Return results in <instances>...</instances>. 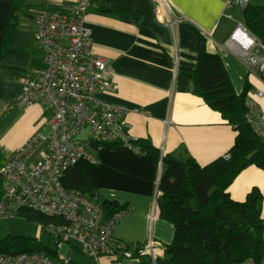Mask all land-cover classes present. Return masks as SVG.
<instances>
[{"label":"crops","instance_id":"obj_1","mask_svg":"<svg viewBox=\"0 0 264 264\" xmlns=\"http://www.w3.org/2000/svg\"><path fill=\"white\" fill-rule=\"evenodd\" d=\"M16 8L13 9V2ZM79 0H0V154L3 163L35 134L47 132V116L41 106L21 108L13 104L26 80L36 79L43 59L35 37V19L44 11L73 14ZM84 23L92 32L95 55L108 61L113 76L110 91L101 94L108 103L126 109L128 134L147 140L160 157L202 166L224 158L237 133L221 115L193 94V84L184 71L196 69L203 40L209 53L220 56L237 94L250 85L248 99L264 114V90L258 78L223 48L239 23L235 11L224 17L222 0H163L167 11L156 13L160 0H89ZM162 1V0H161ZM263 6L264 0H251ZM98 6L118 8L133 17L102 14ZM175 21L166 26L165 22ZM88 152L95 162L81 159L76 166L96 190V202L127 206L112 231L113 238L129 248L149 239L165 248L172 243L174 227L159 217V181L164 165L154 156L136 154L124 145L92 144ZM2 163V164H3ZM229 188L231 198L244 202L254 188L263 195L264 171L249 167ZM164 257V256H163ZM162 259V258H161ZM108 258L102 264H109ZM141 264H153L149 258Z\"/></svg>","mask_w":264,"mask_h":264},{"label":"built area","instance_id":"obj_2","mask_svg":"<svg viewBox=\"0 0 264 264\" xmlns=\"http://www.w3.org/2000/svg\"><path fill=\"white\" fill-rule=\"evenodd\" d=\"M222 1L224 17L251 4V0ZM89 8V0H79L71 15L44 11L36 17L34 40L42 55L43 70L36 79L26 80L12 101L21 108L41 106L48 130L30 137L0 168V219L17 217L27 209L63 220L46 227L56 241L57 254L0 255V264H82L80 257L89 259L90 264H102L105 258L109 264H141L145 258L157 264L164 256L165 247L153 239L133 250L116 241L113 228L127 212L105 219L95 199L67 190L62 184L65 172L75 168L79 160L96 161L88 152L92 144L124 145L140 155L135 145L138 140L128 134L124 121L126 109L101 97L110 91L113 70L93 51L92 32L84 23ZM167 8L160 0L157 15L162 18ZM175 23L165 22L166 26ZM223 49L245 64L248 75L256 76L264 88V46L243 23H237ZM257 96L264 98V90ZM246 107L248 123L264 140V114L250 99ZM224 159L229 160L230 155ZM65 246L66 252L61 253ZM240 264H264V254L260 262L250 259Z\"/></svg>","mask_w":264,"mask_h":264},{"label":"trees","instance_id":"obj_3","mask_svg":"<svg viewBox=\"0 0 264 264\" xmlns=\"http://www.w3.org/2000/svg\"><path fill=\"white\" fill-rule=\"evenodd\" d=\"M98 10L125 20L133 17L118 8L98 6ZM242 16L245 28L264 45V6L250 4L242 11ZM195 68L183 72L192 81L193 94L219 113L235 129L237 136L228 154L229 160L219 158L203 168L193 158L184 163L174 158H163L165 170L158 182L160 197L157 208L159 217L173 225L174 237L157 264H240L250 259L257 263L264 254L263 195L254 188L241 203L234 201L228 192L236 178L249 167L264 171V140L254 132L246 118V100L251 88L247 82L244 92L236 93L222 59L207 51L205 40L198 51ZM135 145L140 148V154L154 156L157 162L160 161V152L147 140H138ZM102 146L110 148L116 145ZM2 177L0 173V200ZM62 184L67 190L78 191L90 199L97 197L85 173L76 167L65 172ZM98 204L105 219L130 210L117 202L99 201ZM17 217L44 228L63 223L61 219L27 209L19 212ZM23 253L54 257L57 251L36 239H0V255Z\"/></svg>","mask_w":264,"mask_h":264},{"label":"rangeland","instance_id":"obj_4","mask_svg":"<svg viewBox=\"0 0 264 264\" xmlns=\"http://www.w3.org/2000/svg\"><path fill=\"white\" fill-rule=\"evenodd\" d=\"M231 11H234V10H231ZM231 11H229L226 14L227 17H225V18H227V19L229 18L228 14L232 13ZM233 13H234V16L237 18V21H239V23H242L243 22L242 12L241 11H235ZM236 27H237V24H236ZM236 27H235V29H236ZM235 29L233 30V32L235 31ZM233 32H232V34H233ZM229 38H231V35L229 36ZM262 54L264 55V52H262ZM246 70L248 72L247 68H246ZM248 74H249V72H248ZM251 76L256 77L254 75H251ZM247 99H248V97H247ZM2 159H3V157L0 154V168L3 166ZM7 237L36 239V240H39L44 246H46L48 248H51V249L56 248V245H55L56 241H55L54 237L49 233V231L46 230V228H44V226H41L35 222L26 221L20 217L0 219V239H4V238L6 239ZM139 246H142V245H139ZM66 250H67V246H65L61 250V253H65ZM129 250H133V248H129ZM80 259H81L82 264H90L89 259H84L83 257H80Z\"/></svg>","mask_w":264,"mask_h":264},{"label":"bare ground","instance_id":"obj_5","mask_svg":"<svg viewBox=\"0 0 264 264\" xmlns=\"http://www.w3.org/2000/svg\"><path fill=\"white\" fill-rule=\"evenodd\" d=\"M225 47V46H224ZM227 52V51H226Z\"/></svg>","mask_w":264,"mask_h":264}]
</instances>
